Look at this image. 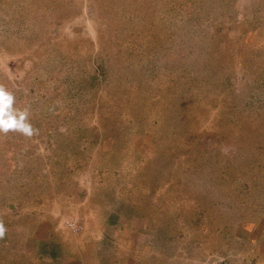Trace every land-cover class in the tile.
<instances>
[{
    "label": "rangeland",
    "instance_id": "obj_1",
    "mask_svg": "<svg viewBox=\"0 0 264 264\" xmlns=\"http://www.w3.org/2000/svg\"><path fill=\"white\" fill-rule=\"evenodd\" d=\"M0 88V264H264V0H0Z\"/></svg>",
    "mask_w": 264,
    "mask_h": 264
},
{
    "label": "clouds",
    "instance_id": "obj_2",
    "mask_svg": "<svg viewBox=\"0 0 264 264\" xmlns=\"http://www.w3.org/2000/svg\"><path fill=\"white\" fill-rule=\"evenodd\" d=\"M13 97L3 88H0V131L9 130L20 131L26 135L33 134V130L26 121V113H17L12 110ZM4 228L0 224V236L3 235Z\"/></svg>",
    "mask_w": 264,
    "mask_h": 264
},
{
    "label": "crops",
    "instance_id": "obj_3",
    "mask_svg": "<svg viewBox=\"0 0 264 264\" xmlns=\"http://www.w3.org/2000/svg\"><path fill=\"white\" fill-rule=\"evenodd\" d=\"M43 221V220H42ZM43 223V222H42ZM44 225V224H43ZM25 246H26V249H28V244H27V242H26V244H25ZM44 247L43 246V241H41V244H40V242L39 243H37L36 244V246H35V248H36V251H37V249L39 248V247ZM62 246V247H61ZM62 248V249H61ZM65 246H63V245H61V244H58L56 247H53V252H54V254H56V256H52V255H47L48 256V258L51 260V264H74L75 262L74 261H72V259L73 258H75L76 259V256H74V257H71L67 252H65ZM35 251V252H36ZM40 252L42 253L43 252V250H40ZM62 252H63V256H60L61 254H62ZM57 254H59V255H57ZM44 255H46V254H44ZM43 256V255H42ZM43 257H45V256H43ZM38 259L39 260H37V258H35L34 260L36 261V264H39V262L41 261V257H38ZM33 260V261H34ZM84 261V258H81L80 257V264H82V263H84L83 262Z\"/></svg>",
    "mask_w": 264,
    "mask_h": 264
}]
</instances>
